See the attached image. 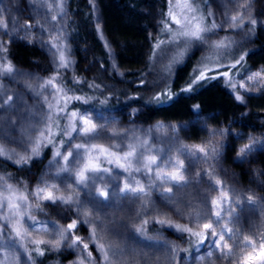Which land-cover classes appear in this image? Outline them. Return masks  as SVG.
Segmentation results:
<instances>
[{
    "label": "rangeland",
    "instance_id": "rangeland-1",
    "mask_svg": "<svg viewBox=\"0 0 264 264\" xmlns=\"http://www.w3.org/2000/svg\"><path fill=\"white\" fill-rule=\"evenodd\" d=\"M88 1L94 10L99 39L110 56V67L115 75L125 78L133 71L145 70L143 75L149 76L153 90L165 87V82L188 60H192L196 70L205 64L215 69L207 75L223 67L217 63L220 56L226 60V63L222 60V64H235L231 58L235 43L228 33L245 24L255 20L254 24L264 33V0H188L195 12L182 8L186 0H144L136 12L123 11L116 0ZM66 2L0 0V21L6 24V27L0 26V53L8 50L7 57L13 61L11 72L0 70L4 74L0 78V100L12 98L11 108H0V148L9 154L0 155V158L6 167L7 164L20 165L41 157L48 146L52 148L43 163V170L31 186L11 180L8 173L0 174L3 178L0 189L11 185L17 190L16 195L28 196L24 209L27 217L12 216L6 209L0 213V264H36L31 260L32 250H42L43 247L71 248L72 259L64 264H174L175 261L182 264L185 261L179 241L182 236L173 242L172 236L166 238L159 232V227L154 230L156 236H142L141 231H137L149 218L158 226H171L177 235L184 233L178 230L177 225L201 233L196 239L197 250L189 255L195 258L190 264H264V249L261 248L264 243V185H260V181L245 183L229 163L234 144L239 143L237 149L244 165H248L255 151L264 145V112L255 105H249L251 96L264 95L263 50L259 53L261 59L251 62L244 74L227 84L226 93L231 101L236 102L238 110L220 122L221 128L217 132H210L207 138L198 141L185 123H175L170 121V117L151 114L136 102L129 101L113 110L99 107L71 109L75 103H88V99L85 93H79L80 87L66 86L72 79L76 64V57L72 54L75 44L68 33L73 23L66 12H61ZM177 4L181 7H174ZM112 6L117 9L116 13L125 26L136 31L142 29V41L127 42L117 36L110 26L112 11L109 9ZM170 8L178 19L183 20L185 15L189 18L195 16L197 19L193 23L202 18L205 26L211 28L215 23L217 27L204 33L203 41L185 43L181 39L178 44L162 45L163 54L158 53L154 57V45L159 40H169L171 36L165 30V24L173 30L179 28L168 15ZM232 16L241 17L236 25L231 21ZM225 34L230 36L225 41L226 47L215 48L216 42L226 38ZM19 45L27 47L32 55L25 59L12 53ZM57 48L63 51L67 67L59 66ZM181 51L184 54L178 57ZM256 73L261 75L249 79ZM197 75L198 71L194 77ZM50 80L52 83L48 84ZM158 95L160 92L156 91L153 97ZM237 95L242 100H237ZM49 104L53 105L51 110ZM189 106L193 108L191 104ZM73 112L78 114L77 117L71 116ZM194 112L196 120L203 119L197 110ZM80 116L91 118L96 125L93 137L71 132V124L75 123L77 128L81 126ZM49 126L57 134L42 139L40 147L33 153L40 132ZM194 128L197 130L199 127L195 125ZM78 143L84 144L85 148L78 150L77 155L74 145ZM93 145L98 147L93 148ZM246 145L250 147L245 148ZM70 146L74 156L66 163L63 156ZM197 146L205 147V152L198 151ZM242 148L245 149L243 154ZM57 151L60 156L56 155ZM130 151L135 155L125 159V154ZM137 157L140 163H136ZM153 157L157 163L149 164ZM180 161L184 164L181 174L185 181L177 184L169 174L179 169ZM86 164L108 171H86V179L81 183L76 173ZM65 168L67 171L61 170ZM157 173L169 178L159 179ZM125 184L144 191L124 195L121 190ZM38 187L51 191L57 198L71 196L72 199L68 203L59 199L55 202L39 199L33 195ZM100 190L108 193L107 198L99 195ZM48 203L72 208L76 226L68 229L73 222L59 226L41 218L38 211ZM216 212H220L222 217L218 225L213 223ZM205 223H213L218 234L221 229L225 230V242L229 247L223 249V253L212 246V238L203 228ZM13 226L19 228V237ZM61 229L66 230L65 238L56 247L50 241L60 239L58 232ZM93 229L95 239L92 238ZM228 229L232 230L231 239L228 238ZM78 230L84 235L76 236L80 234ZM175 243L180 246L176 247ZM249 243L251 247L244 246ZM84 244L88 245L87 249ZM100 244L104 245V252L100 250ZM90 250L95 254V262L88 261ZM229 250L233 255L226 254Z\"/></svg>",
    "mask_w": 264,
    "mask_h": 264
},
{
    "label": "trees",
    "instance_id": "trees-1",
    "mask_svg": "<svg viewBox=\"0 0 264 264\" xmlns=\"http://www.w3.org/2000/svg\"><path fill=\"white\" fill-rule=\"evenodd\" d=\"M116 1V4L122 6V10L126 12H136L144 2V0ZM62 8L61 12H66V15L70 16L73 23V25H70L71 29H68V33L71 41L73 40L75 44L72 54L76 57L72 79L69 80L66 86L71 88L80 87L79 93H85L88 99V103L81 102L72 105V110L98 107L113 110L129 101L136 102L144 106L151 114L170 117V121L175 123H185L189 126L190 133L198 141L207 138L210 132H217L221 128L220 122L227 120L232 112L238 110L236 102L231 101L226 93L227 84H231L233 79L239 78L244 74L251 62L261 59V56H259L261 49L264 54V33L260 32V28L258 29L257 25L252 22L247 23L235 32L228 33L233 37L232 39L235 43L234 48L231 49V58L236 62L243 56V60L236 64L234 68L222 64L224 58L220 56L218 58L220 61L216 62L223 67L218 72L208 74L209 78L207 79L193 82L196 71H194L195 67L192 60H188L165 82V87L161 86L158 90H153L149 76L144 77L143 75L145 70L138 71V73L133 71L125 78H118L115 75L110 67V56L99 39L94 22V10L88 0H67L66 4L63 3ZM116 10L113 6L109 9V11H112V18L110 13L109 18L112 19L110 26L114 29L117 36L127 42L142 41V38H140L142 29L139 30L137 27L136 29L138 30L136 31L127 25L125 26L123 19L116 13ZM224 37L226 38L222 40L225 42L228 35ZM8 49L11 53V48L9 47ZM7 53L8 50H2L0 53L4 57H0V70H7V67L13 64V61L7 57ZM12 53L25 59L32 55L31 51L23 45L17 46L15 51L14 49L12 50ZM224 61L226 63V60ZM134 68L138 69L137 67ZM225 71H228V76L223 75ZM2 72L0 71V78L4 75ZM153 85L156 86L157 83H153ZM190 85L191 90L185 91L184 89L189 88ZM156 91L160 92V95H158L160 97L159 100L153 97ZM165 93H171V95L166 96ZM189 104L193 108H190ZM251 104L255 105V108L259 107L258 109L264 112V95L251 96L249 105ZM258 109L256 110L259 111ZM195 110L201 114L203 119H195ZM195 125L199 127L197 130L194 128ZM238 145L239 143L234 144L235 148L231 158L229 157L230 166L239 172L245 183L252 184L260 181L259 184L264 185V145L260 147V150L255 151L254 158L248 161V165H244L243 158L240 157V152L237 149ZM51 150L52 148L48 146L41 157L22 162L20 165L7 164L8 167L5 166V163L0 158V174L8 173L11 180L29 187L38 179L43 170V163L51 154ZM38 213L41 218H47L59 226L68 225L76 221L74 210L66 206L61 207L48 203ZM157 227L160 228L159 232L161 234H165L166 238H168L167 236H172L171 240L173 242H175L176 238L182 236L179 239L182 243L183 256L185 257V261L182 264L192 263L195 258L193 259L189 255H192V252H195L198 248L197 236L192 235L190 232L177 235L176 230L171 228V226H158L150 218L146 220L145 225L141 224V235L146 237L154 236L155 234L153 233H156L154 230ZM78 232L80 234H76V236L84 235L81 231L78 230ZM12 234L15 235L14 232ZM172 245L174 244L172 243ZM175 245L176 247L180 246V244L176 243ZM71 250V248L43 247L39 251L37 249L32 250L31 260H34L36 264H64L72 259ZM94 255L91 250L88 252L89 262H95ZM174 264H177V262L175 261Z\"/></svg>",
    "mask_w": 264,
    "mask_h": 264
},
{
    "label": "snow or ice",
    "instance_id": "snow-or-ice-1",
    "mask_svg": "<svg viewBox=\"0 0 264 264\" xmlns=\"http://www.w3.org/2000/svg\"><path fill=\"white\" fill-rule=\"evenodd\" d=\"M174 7H181V5L177 4ZM183 9H186L187 12H195L196 9L192 6V4L190 2H188V0H186V2L183 4L182 6ZM169 17L171 18L172 23L176 24L179 26L178 30H173L172 27L169 24H165V30L168 31L169 33H171V36L169 38V40L165 41V40H159L155 45H154V49H153V56L155 57L158 53L159 54H163V49H162V45H167V44H178L179 41L181 39L184 40L185 43H189L192 40H197V41H203L204 40V33L211 31V29L216 28L217 25L215 23H213L211 25V28L205 26L203 24V19L201 18L198 22L193 23L194 20H196L197 18L195 16L189 18L187 15L184 16L183 20L178 19L177 15L174 13L173 9L170 8L169 13H168ZM241 19L240 16H232L231 17V21L233 23V25H236L237 22ZM253 24L255 23V20L251 21ZM0 26L6 27V24H3L2 21H0ZM99 27V26H98ZM56 39H59L58 37ZM54 47H57L55 44L53 45ZM2 47V46H0ZM215 48H222V47H226L225 42L222 41H218L215 43L214 45ZM57 50L59 51V66L60 67H67L68 65V61L63 53V51H61L59 48H57ZM183 51L178 53V57H182L183 56ZM176 57L173 58V60L175 61ZM209 60L211 59V57L208 58ZM243 60V56L240 58V60H237L235 64H232L230 67L234 68L236 66V64H239L240 61ZM171 65H169V69H170ZM7 71L11 72L12 71V67L11 65H9L7 67ZM194 71H198V75L195 77V80L193 82H195L196 80H203V79H207L209 78L207 76L208 72H212L215 71V69L210 68L207 66V64H205L201 69L196 70L194 69ZM228 71H225L223 73L224 76H228ZM260 73H256L254 74V76L249 77V79H254L257 76H260ZM55 77L52 78V80H54ZM52 80L48 81V84L52 83ZM243 86V85H241ZM2 87V86H0ZM232 87L234 88L235 85H232ZM185 91H189L191 90V85L189 86V88L184 89ZM166 96H170L171 93H165ZM76 99H79V97H77ZM157 100L160 99L159 96L156 97ZM237 100H242V97L240 95L236 96ZM58 103V102H57ZM49 109L51 110L53 105L49 104ZM11 108L12 107V98L11 97H7V99L4 100H0V108ZM66 107V105H65ZM61 111H63V109H61ZM77 113L73 112L71 114V116L73 118L77 117ZM49 119H51V117H49ZM80 121L82 122L81 126L79 128H77L76 124L73 123L71 124V132H77L78 134H81L83 136L86 137H93L94 134L97 131V127L95 124H93L91 122V118L89 117H85V116H80ZM52 126H49L47 128H45L44 131L40 132V138H38L35 142V146L32 149L33 153H36V151L38 150V148L40 147L41 141L44 138H48L51 136L56 135L57 133H53L51 130ZM46 133H47V137H46ZM70 135V133H68ZM114 135H116V133H113ZM49 142H51V140L49 139ZM61 143H63V141H61ZM70 149L66 150L67 154L63 156L64 161L67 163L69 162V158L74 156V152ZM93 148H96L98 146L93 145ZM131 147V146H130ZM250 146H245V148H248ZM85 148L84 144H76L74 145V149L77 150V155H78V150ZM198 151L200 152H205V147H201V146H197ZM102 151H106V149H101ZM245 152V149H241V153L243 154ZM0 155H9L3 148H0ZM57 156H60L61 153L59 151H57L56 153ZM135 155L134 152L130 151L129 153L125 154V159H127L128 156H133ZM21 160H24V157H21ZM19 162V161H18ZM141 160L139 157H137L136 163H140ZM156 159L155 157L151 158L149 160V164H156ZM184 164L183 161L179 162V169L173 173H170V179L172 181H175L177 184H180L181 182L185 181V177L181 174V170L183 169ZM62 171H67V169H61ZM139 170V169H137ZM86 171H91V172H99V171H104L107 172L108 169H99L98 167H89V165H85L84 168H82L79 172L76 173V175L79 177V181L81 183H83L86 179L85 176V172ZM169 176H165V177H161L159 175V173H157V177L159 179H167L169 178ZM3 178H0V180H2ZM217 183H220V181H217ZM54 187V186H53ZM16 191L11 185H7L5 188L0 189V213H3L4 210L6 209L12 216H16V217H20L21 219L25 218L28 216V213L26 211H24V209L27 207V200H28V196L25 194H19L16 195ZM124 195H128L130 192L131 193H137V192H143L144 189L143 188H130L128 184H125L124 189L121 190ZM169 191H171V189H169ZM45 188H40L38 187L35 190V193H33V195L37 196L39 199H46L52 202H55L57 199H59L61 202L64 203H68L71 201V196L69 197H55L53 195V193L51 191L46 192ZM4 193H8V195H5ZM100 196H104L105 198H107L108 193L105 192L104 190H100L99 192ZM249 201H251V197L248 198ZM213 203L215 204L216 201H213ZM216 219L215 221H213V223L215 224H219L220 220L222 219L220 212H216L215 214ZM7 217H5V220L7 221ZM161 223H163V221H161ZM213 223H205L203 225V228L205 230H207V235H209L212 239H211V244L212 246H214L217 250H220L223 253V249H227L229 246L228 244L225 242V230L221 229V232L218 234L215 230V228L213 227ZM33 224H35V221L33 220ZM76 226L75 222H73L72 224L68 225V229H72ZM178 228V230L182 231V232H190L192 235L195 236H200L201 233L199 232H195L193 231L191 228H187V227H181L180 225L176 226ZM13 230L16 232V236L19 237L21 235V232L19 230L18 227L13 226ZM66 230H59L58 235L60 237V239L55 240V241H50V243H54V246L59 247L60 244V240L64 239V232ZM137 231H142L141 229H137ZM228 238L231 239L232 238V230L228 229ZM218 236V239L216 238ZM92 238L95 239L96 238V232L95 229H93V233H92ZM77 241H79V238L77 237ZM36 243H45V241H36ZM245 247H251L252 245L249 244H245ZM83 247L85 249H87L88 245L84 244ZM99 248L102 252L105 251L104 249V245L100 244ZM261 248L264 249V243L261 244ZM37 251H39V249H37ZM227 255H233V253L231 252V250H229L227 253ZM90 255V254H89ZM209 255H212V253L210 252ZM108 258V254L107 252H105V260H107Z\"/></svg>",
    "mask_w": 264,
    "mask_h": 264
}]
</instances>
